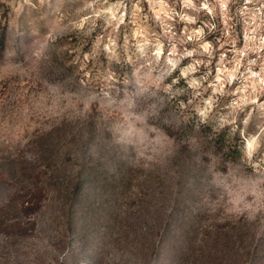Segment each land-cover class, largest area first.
Masks as SVG:
<instances>
[{
  "label": "rangeland",
  "instance_id": "rangeland-1",
  "mask_svg": "<svg viewBox=\"0 0 264 264\" xmlns=\"http://www.w3.org/2000/svg\"><path fill=\"white\" fill-rule=\"evenodd\" d=\"M191 4L0 0V264H264V0Z\"/></svg>",
  "mask_w": 264,
  "mask_h": 264
},
{
  "label": "clouds",
  "instance_id": "clouds-1",
  "mask_svg": "<svg viewBox=\"0 0 264 264\" xmlns=\"http://www.w3.org/2000/svg\"><path fill=\"white\" fill-rule=\"evenodd\" d=\"M185 7H193V5L191 4V0H185ZM169 63H172V62L169 61Z\"/></svg>",
  "mask_w": 264,
  "mask_h": 264
}]
</instances>
